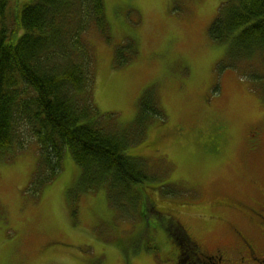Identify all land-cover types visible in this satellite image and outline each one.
Here are the masks:
<instances>
[{"label":"rangeland","instance_id":"obj_1","mask_svg":"<svg viewBox=\"0 0 264 264\" xmlns=\"http://www.w3.org/2000/svg\"><path fill=\"white\" fill-rule=\"evenodd\" d=\"M7 1L15 40L21 31L13 21L29 0ZM221 2L104 0L107 34L94 29L87 38L95 60L93 104L107 124L134 134L142 124L132 125L140 98L156 99L160 113L148 116L125 153L146 165L152 177L146 195L159 212L141 233V220L120 219L104 190L80 192L68 152L61 171L35 192L28 188L35 144L11 148L0 155V264H192L183 256L165 261L174 249L184 253V238L169 226L185 223L206 255L224 252L228 261L220 264L264 261V224L249 207H264V137L250 144L251 152L245 138L264 123V92L223 64L224 44L208 36ZM219 123L225 128L214 133ZM208 142L216 151L221 144L218 156L208 155ZM190 198L199 201L186 206ZM217 200L239 203L229 211L211 207ZM243 242L253 252L242 253L244 263L242 254L232 257Z\"/></svg>","mask_w":264,"mask_h":264},{"label":"trees","instance_id":"obj_2","mask_svg":"<svg viewBox=\"0 0 264 264\" xmlns=\"http://www.w3.org/2000/svg\"><path fill=\"white\" fill-rule=\"evenodd\" d=\"M221 1L208 36L224 44L223 64L264 92V0ZM7 3L0 0V155L35 144L28 188L36 192L61 171L68 152L79 169L80 192L104 190L111 210L120 219L141 220L143 233L158 211L145 191L152 177L141 160L125 152L160 109L156 99L147 104L140 98L132 125L142 124L134 134L96 112L94 51L87 38L94 29L107 34L104 0H29L17 25L13 21L21 31L15 40L14 24L5 20ZM120 56L116 49L115 63ZM169 228L180 231L187 245L180 225Z\"/></svg>","mask_w":264,"mask_h":264},{"label":"flooded vegetation","instance_id":"obj_3","mask_svg":"<svg viewBox=\"0 0 264 264\" xmlns=\"http://www.w3.org/2000/svg\"><path fill=\"white\" fill-rule=\"evenodd\" d=\"M222 128H225V126L223 124L219 123L218 126L213 128L214 133H217L219 131V129H222ZM263 130H264V123H262V122H259L255 125H252L249 128V132H248V134H246L245 138L247 139L248 150L250 152L255 150V148L253 146H251L250 144H257L255 142H259V141L263 140V137H264V134L262 135ZM247 142H246V145H247ZM220 147H221V144L218 143V148H217L218 151H216V150H214V148H215L214 144H211V142H208L206 144V149H208V152H209L208 155L212 156V157L218 156V154L220 152ZM222 155L223 154H221L219 156H222ZM206 167H208V166H206ZM195 201H197V203H198L199 199L190 198L187 202H185V205L191 206V204H193ZM238 203L239 202L233 203L229 200L218 202V200H217L211 205V207L218 208V206H219L221 208H226L230 211L233 208L235 209L236 208L235 205L238 206L237 205ZM249 207H250V209H252V214H254L255 217H257V219L255 220V221H257V224H264V213L261 212V210L264 211V207H259V209H258L259 211H256L254 206L249 205ZM215 218L218 219V217H215ZM184 225H186L185 227L183 226L185 229L182 227V225H180L182 228V231L187 236V245H185V247H183L184 253L182 251H179V249H174L173 250L174 251L173 252L174 257L170 258L171 260L169 258L165 257V261H171V263L172 262L174 263V262L179 260L180 256H183L185 260L190 261V263H192V264H220V263L224 262V260L228 261V259L224 258V254H223L224 252L218 248L211 255H206L207 253H205L202 250V248L200 247V240L193 234L191 225L190 224L187 225L186 223ZM243 247H244V250H242ZM239 249H240V251H239ZM232 250H235L237 252V254L232 255V257H238L239 253L240 254L243 253V254H247V255H251L253 253V252H251L252 251L251 247L244 242L242 243V245H240V247H235ZM243 254L239 257V261L242 263H244ZM254 260L257 261V259H254Z\"/></svg>","mask_w":264,"mask_h":264}]
</instances>
